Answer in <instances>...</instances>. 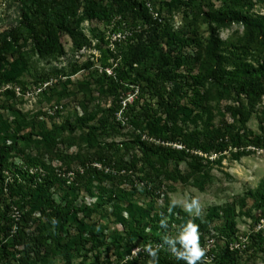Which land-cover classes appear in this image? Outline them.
I'll use <instances>...</instances> for the list:
<instances>
[{
  "label": "rangeland",
  "instance_id": "374dc122",
  "mask_svg": "<svg viewBox=\"0 0 264 264\" xmlns=\"http://www.w3.org/2000/svg\"><path fill=\"white\" fill-rule=\"evenodd\" d=\"M19 1L0 0V40L19 21ZM143 1L161 23L162 33L158 45L149 46L138 55L134 54L136 39L131 34L136 26L129 14L122 18L117 14L107 18L88 17L83 4L74 10V22L61 34L65 49L62 55L38 53L33 49L28 32L23 30L21 33L18 42L26 67L16 81L0 87V125L6 122L10 135L32 134L29 140H19L18 146L26 153L37 156L39 168L49 165L64 168L65 157L70 155V170H74L78 165L77 159H74L77 155L91 158L104 143L133 140L138 135L144 139L142 128L149 114L161 116L162 123L177 139L184 134L200 139L205 127L214 128L222 122L233 123L235 127L239 125L236 114L227 109V106L237 104L239 98L241 100L234 89L227 86L236 84L237 79L222 77L221 83L215 81L210 75L213 69L210 53L214 51L219 56L222 69L235 72L233 76L244 71L248 65L256 66L264 61V37L247 32L239 22L243 14L264 17V0ZM102 4L106 1L103 0ZM205 12H222L229 16V24L218 28L221 40L218 47L209 45V22ZM146 35L144 33V38ZM129 61L133 62L132 67ZM196 74L199 76L193 79ZM128 76L134 79V84L125 82L124 78ZM146 77L162 83L172 96L168 101H175L181 107L176 108L172 116L157 106L156 97L147 88ZM194 86L199 88L201 97L207 95L205 101L192 96ZM133 98H137V103L128 117L118 113L112 122V114L107 109L119 100L123 104ZM55 104L61 105L62 109L48 117L45 112L49 113ZM256 108L246 126L252 132L261 134L258 116L262 114L264 118V95ZM85 112L89 118L87 125H80L73 132L64 128L66 123L75 122ZM102 115L111 121L106 131L99 125ZM132 117L139 118V126L130 122ZM88 126H96L93 130L94 143L87 140ZM41 132H49L55 141L52 144L39 142L37 134ZM122 152L124 150L117 155ZM133 154L139 152L130 146L124 160L129 162ZM203 155L204 159L186 156L181 160H170L165 168L140 161L136 166H130L122 179L103 182L102 189L106 193L91 219L104 227L106 243L92 249H73L69 259L53 246V240L47 239V244L38 249V259L31 254L32 264H120L138 250L148 247V243L144 244L127 233L120 221L126 218V214H115L116 201H109L108 194L118 191V188L129 190L130 185L137 182L135 176L146 171L157 173L158 170L167 172L175 169L179 176L173 180L154 175L153 185L160 190L156 207H164L167 203L172 206L175 200L181 202L176 206L185 211V204L195 199L199 203V214L185 211L188 221L202 222L214 209L220 216L205 231L199 232L200 245L205 254L198 264H217L225 253L231 259L229 264H264V201L255 197L257 190L264 186V148L248 147L243 153L228 147L222 152ZM13 160L16 164L20 162L18 155ZM13 173L6 170L3 179H0V210L11 202L6 182L13 180ZM66 178L72 180L73 175H66ZM93 186L94 195H98L100 184L94 183ZM141 190L138 188L140 192H134L133 197L145 206L149 199L143 196ZM58 194H54L55 200H58ZM76 202L79 206H93L97 201L81 191ZM27 210L29 222L25 230L27 237H34L40 225L38 213L29 210V207ZM227 210L236 219V232L228 237L216 228L224 222L222 216ZM8 215L13 220L14 230L22 212L11 205ZM259 223L260 229L257 228ZM176 226L180 227L177 223L171 224L174 230L178 229ZM18 244L15 245L16 250L20 249ZM15 254L16 260L20 253L16 251Z\"/></svg>",
  "mask_w": 264,
  "mask_h": 264
},
{
  "label": "trees",
  "instance_id": "16d2710c",
  "mask_svg": "<svg viewBox=\"0 0 264 264\" xmlns=\"http://www.w3.org/2000/svg\"><path fill=\"white\" fill-rule=\"evenodd\" d=\"M20 0L17 12L19 20L16 26H12L0 40V87L5 83L16 81L18 76L26 67L21 44L18 42L21 33L28 32L33 49L40 54H64V46L61 41V34L69 29L75 19L74 10L79 4L85 6V14L88 17H110L119 15V18L129 14V18L135 23V29L131 32L136 39L134 44V54H141L147 47L158 45L160 33H162L161 23L154 18L153 12L145 1L141 0ZM209 22V45L218 47L221 40L218 35V28L229 24V16L224 13H204ZM125 19V18H124ZM126 20V19H125ZM240 24L247 32L255 33L257 36L264 37V17H252L243 14L240 16ZM215 23V25H213ZM138 28V29H137ZM144 33L147 35L144 38ZM213 61L211 77L221 83V78L230 79L235 77L236 84L227 85L234 89L237 97V104L227 106L228 111L236 114L239 125L235 127L233 123L222 122L216 127H205L202 137L193 138L191 135L184 134L180 138H175L169 133V129L162 123L161 116L148 115L145 126V138L142 135L136 136L133 140L123 142L104 143L100 150L96 149L91 158H81L77 155V167L70 170L72 157L66 156L65 167L46 166L39 168V159L26 153L18 146L19 140H29L32 134L27 136L9 134V125L4 122L0 125V179L4 177V171H14V178L11 182H6V187L11 202L0 210V264H32L31 254H35L38 259V249L47 244V239L53 240V246L64 254L66 258L71 256L73 249L84 250L85 247L97 248L106 243L104 227L97 225L91 219L96 206L102 201L104 191L101 185L105 181H116L122 179L130 166H136L140 161L145 164L155 163L158 167H167L170 160H181L186 156L195 159H204L203 154L211 152H222L228 147L235 148L244 153L245 149L264 148V118L259 114V128L261 134H256L247 128L246 124L251 113H255L257 105L264 95V61L254 65H248L244 71L235 75V72L224 70L221 67L219 56L214 51L210 53ZM126 63V62H125ZM131 61L128 62L132 67ZM199 75H194L196 78ZM148 90L157 100V106L166 114L172 116L176 108H181L177 102H169L171 99L169 92L162 83H158L155 78H144ZM125 82L134 84V79L130 76L124 78ZM193 82H196L195 80ZM236 85V87H235ZM235 87V88H233ZM192 96L202 101L206 97H201L199 88H192ZM207 94V93H206ZM169 95V96H167ZM172 95V94H171ZM137 98L132 101L119 100L112 104L107 111L112 114V122L116 120V114L127 118ZM62 109V108H61ZM61 109H57L53 114L46 113L48 117L54 116ZM86 112L78 117L73 123H66L64 128L70 132L78 129L80 125H87L88 116ZM43 121V120H42ZM111 121L105 115L99 119V125L103 131L110 126ZM130 122L139 126L140 120L132 117ZM43 125V122H39ZM96 126H88L87 140L91 143L96 142L93 130ZM142 127V125H141ZM39 142L52 144L54 136L49 132L37 134ZM38 140V139H37ZM173 144H180L176 147ZM93 146V144H91ZM131 148L138 150L139 154H133L126 162L124 155ZM124 150L121 155L118 152ZM113 152L115 154H109ZM201 152V155L200 153ZM15 155L19 156V164L13 160ZM64 159V160H65ZM96 164H99L98 167ZM72 172L73 179L68 180L66 175ZM62 175H64L62 177ZM162 176L163 179L173 180L179 176L177 169L154 172L146 171L142 175H136V184H131L129 190L118 188L116 192H109L107 199L116 201L115 209L117 212L126 214V218L120 220L127 233L132 237L140 239L144 244L148 243L153 249H158L156 257L150 256L144 249L138 250L131 258L122 260L120 264H185L182 260H177L163 243V237L174 236L177 230L171 228V224L177 223L180 226L186 224L188 216L178 206L157 208L160 190L153 185V178ZM131 182V179H129ZM98 183L100 189L98 195H94L93 184ZM120 183V182H119ZM142 183V185H141ZM120 186V184L118 185ZM142 188L143 196L149 199L145 206L135 201L133 193ZM172 189V188H171ZM85 191L96 201L93 206H79L76 202L78 193ZM77 192V193H76ZM140 192V191H138ZM58 194V200L54 199V194ZM256 198L264 201V186L256 192ZM11 205H14L22 212L20 221L17 222L13 230V220L8 215ZM28 207L31 211L38 213L40 225L34 237L28 236L26 228L29 222ZM169 209V211H168ZM81 214L82 216H78ZM224 222L216 228L225 236L233 235L236 232V219L230 210L222 216ZM43 218V219H42ZM218 212L214 209L198 225L199 232L207 229L208 225L213 224L215 219H219ZM42 219V220H41ZM176 229L178 226L175 227ZM13 231V232H12ZM49 237V238H47ZM32 241H29V239ZM19 243L20 249L16 250L15 245ZM89 249V248H88ZM94 250V249H93ZM18 251L20 256L15 260V253ZM71 258V257H70ZM69 258V259H70ZM150 258V259H149ZM203 259V257L201 258ZM231 261L229 254L220 256L217 264H229Z\"/></svg>",
  "mask_w": 264,
  "mask_h": 264
},
{
  "label": "clouds",
  "instance_id": "9594fccd",
  "mask_svg": "<svg viewBox=\"0 0 264 264\" xmlns=\"http://www.w3.org/2000/svg\"><path fill=\"white\" fill-rule=\"evenodd\" d=\"M179 201H172L175 207ZM184 210L199 214V203L193 199L190 203L185 204ZM163 243L168 247V251L177 259L182 260L185 264H198V261L204 256V250L200 245L198 225L189 221L177 229L174 236L163 237ZM150 256L156 257L158 249L148 246L144 249Z\"/></svg>",
  "mask_w": 264,
  "mask_h": 264
},
{
  "label": "built area",
  "instance_id": "2783aa9c",
  "mask_svg": "<svg viewBox=\"0 0 264 264\" xmlns=\"http://www.w3.org/2000/svg\"><path fill=\"white\" fill-rule=\"evenodd\" d=\"M61 108H62L61 105H57V104H55L53 107L50 108L49 113H50V114H53L55 110H57V109H61ZM177 147H180V146H177ZM96 165H97L98 167H100L99 164H96ZM70 174L72 175V172H68V173H67L68 176H69ZM141 185H142V183H141ZM257 228H258V229L261 228V224H260V223L257 225Z\"/></svg>",
  "mask_w": 264,
  "mask_h": 264
}]
</instances>
